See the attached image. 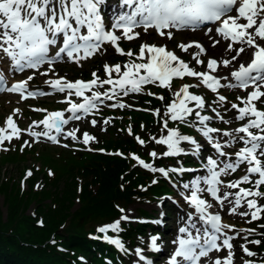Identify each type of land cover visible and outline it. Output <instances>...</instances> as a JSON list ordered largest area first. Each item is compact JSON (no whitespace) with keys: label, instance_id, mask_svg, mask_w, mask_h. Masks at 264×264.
<instances>
[{"label":"snow or ice","instance_id":"1","mask_svg":"<svg viewBox=\"0 0 264 264\" xmlns=\"http://www.w3.org/2000/svg\"><path fill=\"white\" fill-rule=\"evenodd\" d=\"M106 0H0V60L5 57L13 62V67L23 71L25 67L37 69L40 65L48 63L51 65L53 59H46L50 50V46H57L58 51L55 53L56 58H59L61 53H66L68 58L79 56L81 52L84 53L85 58L94 54L101 47V44L108 42L116 46V51L124 54L119 47L118 42L121 36L116 34L120 31L122 36L128 40H133L139 36V33L134 32V29L142 27L145 32L148 29L154 28L161 36H167L169 39L173 37L171 31L165 32V29H184L186 27L195 28L198 25L205 24V22H212L216 25L215 32L222 35L224 39H231L233 43L245 44L248 48L253 49L251 61L245 65L241 63L238 70L232 71L231 76L235 79L237 84L229 85L239 87L247 90L252 88L246 98L242 99L244 107H238L232 104V108L237 109L239 115L238 120H245L247 123L235 129L236 133H243L238 139L243 143V146L235 153L236 160L231 163L224 164L223 168H218V162L215 159L208 158L207 165L209 167L210 176L204 178V183L208 185L206 189L199 187L201 181L196 179L192 181V190L190 196H186L185 200L192 206L195 213L199 214L198 219L203 222V225H210L211 231L208 227L199 228L193 214H188V226L181 227L180 233H185L186 238L178 237L173 243L178 244L171 255L169 264H200L202 258L208 257L212 250L219 251L221 247L228 249L226 258H215L213 264H233L232 252L233 244L230 242L234 237L228 236L225 229L233 226L221 222L219 214H211L208 208L212 205L208 204L205 199H202L198 193L207 191L221 203L223 200L217 196L219 191L217 185L221 183L219 176L221 173L227 174L229 170L235 172L242 164L246 163V173L256 174L258 179L255 180V187L259 188L264 185V110L257 108L254 102L260 101L264 97V44L258 42L264 41V0H119L117 7L120 9L113 17H108L106 23L105 16L102 14V6ZM232 13H236L233 15ZM244 20L246 22H241ZM212 28H208L207 32L211 33ZM258 38V39H257ZM218 40L213 41V47L218 44ZM203 51V47L196 45ZM182 50L187 51L191 45H179ZM228 49L232 50V43L228 45ZM145 51L150 53V58L146 62L132 63L124 65L127 69L123 71L121 77L115 82L112 79L99 80V77L89 82L77 80L75 82L66 81L64 78L51 80L50 85L59 92L67 90L68 95L83 97V103H72L70 100L69 111L71 116L65 118L63 111L49 112L42 123L47 129L44 133H32L33 135H45L50 140L55 141L56 137L49 135L53 130L56 133L62 131V125H65L72 119H80L77 113L83 111L90 112L96 107V101L100 100V92H92L91 97L85 96V90H90L91 86L98 83L112 84L115 83L124 95L129 92L137 93L142 90V86L146 84H155L159 82L162 87H170V81L173 76L181 77L184 74L192 77H203V83L206 84L213 91L220 85V80L216 77L210 76L207 72L193 71L189 65L182 60H178L177 55L172 51L166 50L162 46H149L144 44L139 50L138 59L143 60ZM246 49L240 47L236 50V55L231 59L236 60L237 57L244 53ZM132 56V52L127 53ZM178 61V64L173 65L172 62ZM197 63H203L197 60ZM227 67L231 60H224L222 62ZM217 61L212 59L208 62L207 67L215 70ZM144 70V74H141ZM105 71L111 73L113 71L120 73L121 65L117 64L113 67L105 65ZM47 75V73H41ZM96 76V73H93ZM32 76H28L26 80L13 84L7 90L10 92L23 93L27 89L28 81L32 80ZM224 79H227L225 77ZM0 80L3 76L0 75ZM190 85H184L175 95L180 98L181 93L183 97L179 99V103H171L165 116L172 121L187 122V117L193 113V108L188 107L187 102L194 101L197 108L204 107V100L198 96L189 93ZM153 95V93H148ZM35 93L29 92L28 96H33ZM107 99H111L107 93H103ZM164 99L163 97H159ZM220 101H224V96L219 97ZM264 102V101H262ZM119 107L125 105L119 104ZM157 114H159L157 112ZM195 115L199 118V122L203 125V136L206 137L213 147L217 150L220 156H228V153L222 150V144L214 142L210 133H216L219 130L214 127H207L205 121L210 117L201 116L199 112ZM217 116H220L217 113ZM223 120V117L220 116ZM107 122V121H106ZM227 122V121H225ZM9 127L13 129V133H17V129L13 123L11 116L7 118ZM93 125L96 124L92 120ZM168 127L167 120L164 121V128ZM0 129V132H3ZM224 136L231 139L227 142L231 144L237 138L231 132L225 131ZM72 139H76L75 131L67 133ZM0 135V141L10 139ZM91 139L88 133H83V142L87 144ZM139 143L143 145L145 141L140 139ZM153 140L158 145H166L167 151L163 152V156H175L185 151L182 148L181 142H188L195 145L194 151H199L200 145L195 139L189 135H182L175 129H169L166 136H161L159 139L153 137ZM150 156L155 158L158 156L156 151H152ZM139 161L145 169H150L152 172H159L163 176L168 177L171 172H184V168H172L166 170L163 167H154L150 163H145L139 157H133ZM244 175L240 180H235L228 183L229 188H237L242 183L249 182V175ZM155 182V181H153ZM185 189H189V184H184ZM228 194H225V199ZM264 197V193L260 191H253L251 188L239 187V192L235 194V207L230 211L236 212V208L241 206V200L247 197ZM247 206L249 209H255L251 213V219L259 218L258 213L264 211L257 205L256 199H247ZM123 211V209H121ZM241 215H248V213H241ZM125 219L127 217H124ZM119 222L109 225L108 227L117 230ZM195 231V235L193 231ZM100 232H105L106 228H100ZM220 234V235H217ZM221 235L224 237L222 244H218ZM107 239V237H106ZM156 237H153L152 248L154 251H160L156 245ZM112 244L120 246V240H110ZM252 243H260V241H253ZM244 253L248 256H253L255 253L249 251L245 246H241ZM140 250L137 249L139 255ZM142 260L143 256L140 257ZM181 258V259H177ZM147 264H153L148 261Z\"/></svg>","mask_w":264,"mask_h":264},{"label":"trees","instance_id":"2","mask_svg":"<svg viewBox=\"0 0 264 264\" xmlns=\"http://www.w3.org/2000/svg\"><path fill=\"white\" fill-rule=\"evenodd\" d=\"M81 75L90 76L89 73ZM146 101H151V107H158L156 100ZM130 117L132 121L123 118L118 121L119 131L109 129V137L101 135L94 143V147L106 151L120 150L122 157L48 151L45 162L31 176L24 178V167H18L17 178L0 171V264H130L134 247L146 244L145 238L151 235H164L161 228L150 221L157 216L156 210L137 209L134 219L120 221L121 209L135 203L160 200L166 217L172 208L167 200L160 198L173 194L169 182L159 172L150 169L142 172L132 156L145 162L153 161L154 167L166 170L179 165H198L194 158L183 154L162 155L165 146L153 140V137H161V127L152 122L149 114L132 113ZM125 128L131 132V137L127 136ZM137 137L145 143L141 145ZM152 151L158 156L152 158L147 154ZM42 153L43 157L46 149ZM54 156L59 164H54ZM8 160L18 159L13 156ZM4 161L6 159L2 163ZM168 176L177 183L192 177L186 172L174 174L171 171ZM77 203L79 206L72 210ZM113 222H119L112 235L122 239L128 249L125 254L112 244L109 246L92 238L101 237L96 226ZM260 222V235L251 239L249 247L256 252L257 261H264V215ZM257 240L260 243H252Z\"/></svg>","mask_w":264,"mask_h":264},{"label":"rangeland","instance_id":"3","mask_svg":"<svg viewBox=\"0 0 264 264\" xmlns=\"http://www.w3.org/2000/svg\"><path fill=\"white\" fill-rule=\"evenodd\" d=\"M139 33V39L136 42L130 43V47H134L136 46V54L129 58L130 56L127 55V52H125L124 54V62L119 63V65H121V72L117 73L115 71H113L111 73V76H109V73L105 71V65L111 66L114 68L115 65H113L110 61V56L113 53L112 49L110 46H105L103 47L99 54L93 58L91 61H87L85 63H79L78 66H60L55 68L54 70L52 69V67H47V69H45V71H39L37 72V74H33V75H29L32 76L33 79L28 81V86H30V88H40L41 90H50L52 89L51 85H50V81L54 80V79H59V78H64L66 81L69 82H73V79L75 76H70L71 73H79V72H92L94 73V70H92L94 63L96 61H99V66L104 69V80L106 79H111V78H115L116 80L119 79L123 73V71H126L127 69L124 67V65H130L132 63H142V62H146L149 58H150V53H148L147 51H145V55H144V59H138L139 56V50L141 48L142 45L147 44L149 46H164L166 48V50L168 51H172L173 53L178 54L179 56H181V60L189 63V68H191L193 71H198V72H207L208 71V60L209 57H212L213 59L217 60L219 63V67L215 70L216 74L224 77L226 76L229 72L231 71H235L238 70V66L243 63L245 64L251 57L253 49L248 48L247 45L245 44H240L239 46L233 47L232 50H230L229 52L223 51L222 48H214L212 49V53L211 56L208 54V56H202L200 53H198L196 51V49H190L188 48L187 51L182 50L181 47H179V45L183 44V45H189L191 42L189 41V39H192L193 37L190 36L188 34V36L186 38L184 37H177V36H173L171 39H169L167 36H161V35H156L154 33H150L149 31L145 32V31H138ZM154 34V35H151ZM258 39V38H257ZM258 42L264 44V41H259ZM240 47H244L246 49V51L244 53H241L238 57H243V59L241 61H237L235 63H233V68L231 71L224 69V64L222 63L224 60H232L231 58L233 56L236 55V50L239 49ZM197 60L202 61L203 63H197ZM237 60V59H236ZM173 65H176L174 62H172ZM104 67V68H103ZM64 72V73H61ZM142 74H144V70H141ZM41 73H47V75H42ZM28 76H25V80L27 79ZM97 76H92L89 78V80H93L96 79ZM183 77H189V80L187 81L191 87L189 88V93L191 94H199L201 92H199L200 88L197 86L198 82H200V78L199 77H192V76H188L187 74L182 75L181 77H176L173 76L172 79H174V81L180 80ZM185 84L182 81H178L177 83H175L176 88L178 89L177 92L180 91L182 85ZM262 91H264V89H261ZM250 92V91H249ZM242 93L241 91L238 90V87L236 88H230V86H228V88H226L224 90V94L228 95L229 98V102L226 103H222V104H218L221 107V115L223 117V120L220 119V123H223L222 127H221V131L212 137V140L214 142H218L222 144V150L226 153H228V156H217V158H212L217 160L218 162V168L217 170H219V168H223L225 163H231L234 162L237 158L235 156V153L239 150L240 147L243 146V143L241 141H239L238 137L244 135L243 133H236L234 130L241 127L243 124L247 123V117L245 118V120L241 121L236 119V117L239 115L238 113V108L234 109L232 108V104H236L238 107H244V104L242 103V99L246 98L248 93ZM100 93H107L109 96H111L112 98L110 100L113 101H108L109 99H107L104 96L105 100H102L99 105V110L102 108H107L109 110H112L113 108H124V107H119L118 105L121 104L119 98L116 97V95H121L123 96V91L116 85L114 84L113 88H101L100 89ZM223 94V93H222ZM223 94V95H224ZM68 97L71 98H77V96H75L74 94L69 96L68 93L66 95V97H62V98H57L56 96H50V97H39L37 96L35 99H33V103H31V105H29L28 103L25 104H21L19 101V98L14 97L13 101L10 100L7 97H3L0 98V102L3 101V106H0V129H3V132H0V135L5 136V137H11V136H16V134H26V136H28L30 139H28V142H32L33 146H25V144L16 146V147H10V145H7V139H4V143L0 144V171H3L2 174H4L5 176H12L13 178H17L18 177V167H24L27 171L28 174L34 172L35 170H37L39 167L42 166V164L45 162V156L48 154V151H61L63 154H66L68 150L63 149L61 146H49L45 143L42 142V140H40L38 138L37 135H33L32 133H37V131H43L44 128L41 127L42 123H40L44 117L47 116V114L50 112H54V111H58V110H63L64 112V116H67L70 111V105L68 104ZM183 95L181 93V97L182 98ZM176 95L175 98L173 99V102H176L177 104L179 103V99ZM12 101V104H7L5 103V101ZM263 100H260L259 102H257L256 106H263L264 102ZM44 102V103H41ZM123 102L127 103V98L123 99ZM255 103V102H254ZM188 107L193 108V113L196 111V108L194 107V103L193 102H187ZM64 105V106H63ZM43 112V113H42ZM48 112V113H46ZM44 113H46L44 115ZM98 114V110L96 112V115ZM44 115V116H43ZM96 115L94 117L95 121H96ZM11 116L14 117L16 119V122L14 123L15 127L17 129H20V132L17 133H13V129L11 128V130H9V125L7 123V118ZM43 116V117H42ZM209 117V116H208ZM169 120L171 122L174 123H180L183 124L184 122L181 121H172L170 118ZM227 121V122H225ZM87 122L86 119H81V120H72L69 125L67 126L66 130L65 128L63 129V133L60 136H63L62 140H64L65 137H67L68 139H72V137L70 136H66L68 132L71 131H77V126H79V129H87L88 127H85L83 125V123ZM209 122V120H208ZM88 123L91 125V122L88 121ZM211 123V122H210ZM212 124V123H211ZM211 124L208 125V123H206L207 127H216L217 126H212ZM100 125V124H99ZM201 126H198L196 133H199V136H201L203 133L200 129ZM39 128V129H37ZM102 128V127H101ZM100 128V129H101ZM192 128V127H191ZM170 129V127L164 128V122L161 125V134L163 131H167ZM178 130V129H177ZM96 131H102L101 130H95ZM231 132L233 133V135L237 138L236 140H234L231 144L227 143L231 138L228 136H224V132ZM28 133V134H27ZM179 133L182 135H189L190 131L184 128H180L179 129ZM59 136V138H60ZM65 136V137H64ZM202 137V136H201ZM196 140V139H195ZM197 143L200 145L203 141L206 142L207 144H209L211 147H213L212 143L209 142V140L205 137L201 138L199 141L198 139L196 140ZM139 142V140H138ZM1 143V141H0ZM4 144V145H3ZM76 142H71V145L74 147V150H70V154L73 155L72 152H77V146H76ZM181 144H183L184 149L185 150H189L192 151L190 148V143L188 142H184L182 141ZM7 145V146H6ZM166 147V151H167V146L164 145ZM194 149H195V145ZM214 148V147H213ZM46 149V153L45 155L42 157V150ZM150 156V153H147ZM13 156L17 157V161L15 162H11L10 158H12ZM149 158V157H148ZM6 159V161H4L2 163V160ZM8 160V161H7ZM208 161V160H207ZM135 163L139 165L140 170L143 172V170L145 169L142 165L139 164L138 160H135ZM54 164H59V161L57 160V157L54 156ZM208 166V165H207ZM209 167L208 166V171H209ZM246 168H247V164L246 163H242L237 169L236 171L238 172V174H236V177H233L232 179L227 181V178L232 177L231 174V170H229V172L227 174L221 173L220 178L224 179V182H232L234 180H236L239 176V174H244L246 172ZM209 177L208 174H203L202 176H200V179L203 180L204 182V178ZM25 178V177H24ZM192 183L191 185H189V188L192 189ZM201 189H206L208 187L207 184H203L201 183V185L199 186ZM24 188H26V184L24 183ZM220 190V198L223 200V203L220 202V200H216V201H212L209 196L206 198L205 194H208L207 191H204L202 193H198L199 195H201L202 199H205L206 202L210 205H212L210 208H208L209 211L211 212H215V213H219L222 218H223V223L224 224H228L231 225L233 227L227 229V231L229 232V236H235L237 234V238L234 241L235 243H239V246L237 247V251L239 253V255L243 256L241 260L237 259L235 257V255H238L237 251L234 249H232V252L234 253V260H233V264H248L246 263L245 260V254L242 253V251L239 249L241 248L242 244H247L245 242L248 241H252V237L251 234H253L252 232H254L255 230H248L246 229V223L248 222V220H245L242 218L241 214L237 212L235 213H231L228 210H230V208L232 209L233 207V203L232 201L235 200V194L237 193V191L239 192V190H237L236 188H229L226 187V184L224 183L223 186L219 187ZM256 191V190H255ZM225 194L227 195V198L225 199ZM183 195V194H182ZM170 199L172 201H179V197H177V195H172L170 197ZM183 200V199H182ZM158 201V200H157ZM155 201V202H157ZM264 203V198L259 197L257 199V205L260 206L261 204ZM177 206H181L180 202H176ZM79 206V204H75L74 207L72 208V210L76 209ZM156 203H143V204H132L130 206H128L126 208V210L123 212V214L127 217L128 220L130 219H134L135 215H136V210L137 209H143L146 211H152L156 209ZM248 207V206H247ZM32 210V208L28 211V213H30V211ZM187 209H179V212L177 213L179 215V217L181 219H183L184 223L181 224L180 227H184L185 222L188 221L187 217H183L182 213L186 212ZM250 210V209H249ZM255 211V209H254ZM166 213V211H164ZM169 218H171V216H169ZM174 221L170 222V225H173ZM39 225V223H38ZM109 225H105L103 227H107ZM176 227V224H175ZM102 228V227H101ZM250 229H254L252 227H249ZM227 232V234H228ZM180 237V232L179 229L175 230L172 234L171 237H169V239L166 241V244H168L169 249H172L176 243H173V241L177 240V238ZM163 238V237H158V239ZM149 246L152 247V243H153V238L149 239ZM157 245V243H156ZM158 247V245H157ZM153 249V248H152ZM141 253V251H140ZM139 255L137 254V249H136V256H135V261L136 262H140L142 261V259L140 258L141 256L144 257V255ZM226 254H228V249H226ZM215 256V253L213 254ZM238 255V256H239ZM212 259V263L214 261V257H211ZM168 260H170V258L163 261H157V264H165L166 262H168ZM151 261V260H148Z\"/></svg>","mask_w":264,"mask_h":264},{"label":"bare ground","instance_id":"4","mask_svg":"<svg viewBox=\"0 0 264 264\" xmlns=\"http://www.w3.org/2000/svg\"><path fill=\"white\" fill-rule=\"evenodd\" d=\"M243 59V57L241 56V57H237V60H234V61H232L227 67H223L224 69H226V70H229V71H231L232 70V68H233V63H235V62H237V61H241ZM239 67V66H238ZM237 67V68H238Z\"/></svg>","mask_w":264,"mask_h":264}]
</instances>
